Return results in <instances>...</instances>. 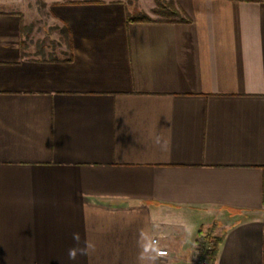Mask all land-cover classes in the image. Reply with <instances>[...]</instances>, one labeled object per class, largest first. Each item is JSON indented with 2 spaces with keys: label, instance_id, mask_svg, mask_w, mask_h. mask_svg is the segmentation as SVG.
Instances as JSON below:
<instances>
[{
  "label": "crops",
  "instance_id": "0c3cea01",
  "mask_svg": "<svg viewBox=\"0 0 264 264\" xmlns=\"http://www.w3.org/2000/svg\"><path fill=\"white\" fill-rule=\"evenodd\" d=\"M173 2L0 0V264H264V0Z\"/></svg>",
  "mask_w": 264,
  "mask_h": 264
},
{
  "label": "rangeland",
  "instance_id": "374dc122",
  "mask_svg": "<svg viewBox=\"0 0 264 264\" xmlns=\"http://www.w3.org/2000/svg\"><path fill=\"white\" fill-rule=\"evenodd\" d=\"M170 1L173 2V0H127V9L133 15L138 14L139 12H145L152 19H180V17L175 15H160L154 13L153 10L157 8V3L166 6ZM36 2L41 13L38 17L39 19H36L37 21L30 24L31 37L28 36V33L25 36L27 48L29 51H38V48L48 45L51 50H54L57 54L61 55L60 47L65 48L66 46L65 34L61 33V35H58V27L55 23L47 20L48 17L44 12L43 5H41V0H36ZM31 7H34V4H32Z\"/></svg>",
  "mask_w": 264,
  "mask_h": 264
},
{
  "label": "trees",
  "instance_id": "16d2710c",
  "mask_svg": "<svg viewBox=\"0 0 264 264\" xmlns=\"http://www.w3.org/2000/svg\"><path fill=\"white\" fill-rule=\"evenodd\" d=\"M154 13L156 14H160V15H175V16H179L180 17V21H188L189 19L187 17H183L180 12L175 8L174 3L172 1H170L168 3V5L163 6L157 3V8H155ZM127 13V20L129 22H135V21H154L149 15H147L145 12H139L138 14H131L130 12H126ZM63 31H65V33L68 35V42H67V46L70 48V41H69V34H68V29L66 26H64ZM221 236H216V247L215 250L212 254V260L214 261L215 259V255L217 252V246L221 241Z\"/></svg>",
  "mask_w": 264,
  "mask_h": 264
},
{
  "label": "built area",
  "instance_id": "2783aa9c",
  "mask_svg": "<svg viewBox=\"0 0 264 264\" xmlns=\"http://www.w3.org/2000/svg\"><path fill=\"white\" fill-rule=\"evenodd\" d=\"M216 247V236L203 234L197 240V257L193 264H212V254ZM157 255H166L165 249H156Z\"/></svg>",
  "mask_w": 264,
  "mask_h": 264
},
{
  "label": "clouds",
  "instance_id": "9594fccd",
  "mask_svg": "<svg viewBox=\"0 0 264 264\" xmlns=\"http://www.w3.org/2000/svg\"><path fill=\"white\" fill-rule=\"evenodd\" d=\"M73 240L75 241V246L68 249V258L70 260H76L79 255H87L92 250L93 245L85 241L84 246L80 247V237L78 233H73Z\"/></svg>",
  "mask_w": 264,
  "mask_h": 264
}]
</instances>
